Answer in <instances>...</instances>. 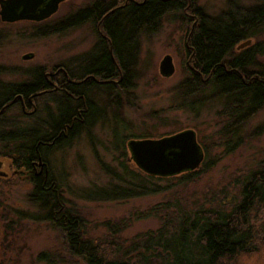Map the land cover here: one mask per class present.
<instances>
[{
  "label": "trees",
  "instance_id": "obj_1",
  "mask_svg": "<svg viewBox=\"0 0 264 264\" xmlns=\"http://www.w3.org/2000/svg\"><path fill=\"white\" fill-rule=\"evenodd\" d=\"M255 2L248 7L230 1L225 11L211 15L199 0H91L58 21L55 30L34 31L44 37L90 24L96 34L89 51L63 66L70 79L59 84L63 93L41 95L50 88L42 68L26 71L28 79L22 83H0V156L9 158L19 173H27L32 185L28 200L37 210L34 219L59 232L70 258L84 264H264V215L257 217L264 212V161L240 181L236 193H213L195 200L184 194L198 179V171L160 178L136 170L134 164L131 169L125 161L121 172L104 165L114 183L100 189V200L170 193L168 202L146 213L157 218L160 227L128 247L115 238L89 237L85 220L68 208L46 169L48 153L70 144L97 123L98 96L106 95L118 106L122 94L133 89L142 40L157 35L168 17L178 19L186 30V76L176 88L175 103L194 114L216 107L222 119L219 143L226 152L236 150L248 123L264 109V62L260 61L264 58V0ZM248 40L254 43L238 50ZM43 97L54 106L52 111L44 109L43 121L24 127L9 123L6 114L13 108L27 117L21 100L42 101L46 106ZM108 109L105 103L103 110ZM263 130L264 125L254 134ZM40 162L45 167L41 174L34 171ZM207 165L203 162L202 167ZM11 228L8 223L7 229ZM120 228L121 224H115L111 230L119 233ZM38 259L47 264L67 262L49 252Z\"/></svg>",
  "mask_w": 264,
  "mask_h": 264
},
{
  "label": "rangeland",
  "instance_id": "obj_2",
  "mask_svg": "<svg viewBox=\"0 0 264 264\" xmlns=\"http://www.w3.org/2000/svg\"><path fill=\"white\" fill-rule=\"evenodd\" d=\"M90 1L69 0L60 6L54 18L66 16ZM230 1L248 7L256 4L255 0H199V5L209 14L219 15ZM34 34L28 22L5 24L0 20V69L7 71H0V83H22L28 79L26 71L34 68L51 72L55 67H63L72 57L89 51L96 41L90 24L63 34L44 37ZM185 34L178 19L166 18L157 35L142 40L137 79L133 89L119 98V105L109 101L106 95L98 96L101 106L97 123L83 130L70 144L46 155L49 173L61 188L68 208L85 220L89 237L115 238L128 247L138 237L160 227V221L146 213L168 202L169 192L100 200L103 197L100 189L114 183L104 165L121 172V163L125 161L133 169L128 148L131 135L159 140L188 129L196 132L201 146L206 148L204 162L208 165L200 167L198 179L188 186L184 194L188 200V195L195 200L213 193H236L240 181L264 161V130L254 134L264 125V109L244 129L242 145L233 152H226L217 136L222 119L216 107H208L197 114L178 108L176 88L186 76ZM261 40L264 41V33ZM27 54H33L34 58L23 60ZM167 55L173 58L175 65V73L169 78L160 73V63ZM260 61L264 62V58ZM42 99L48 105L40 101L36 115L22 117L17 107L6 114L7 120L20 127L43 121L47 116L44 109L52 111L54 106L49 98ZM105 103L109 108L106 111L103 110ZM0 161L7 174L0 177V264H47L38 259L45 252L67 259L57 264H84L79 258L69 257L57 230L34 219L37 210L28 200L32 185L27 173H19L9 158L0 156ZM263 215V210L257 213L259 219ZM8 223L11 229H7ZM115 224H121V232L111 230Z\"/></svg>",
  "mask_w": 264,
  "mask_h": 264
},
{
  "label": "water",
  "instance_id": "obj_3",
  "mask_svg": "<svg viewBox=\"0 0 264 264\" xmlns=\"http://www.w3.org/2000/svg\"><path fill=\"white\" fill-rule=\"evenodd\" d=\"M65 1L68 0H0V17L7 23L20 20L42 21L57 13L60 4ZM251 43V40L243 42L238 46V50L250 46ZM33 58V54L23 56V60ZM160 73L165 78L174 75L175 65L170 55L161 61ZM2 112L3 110L0 114ZM128 148L130 160L139 170L160 178L198 171L205 159L204 149L198 142L196 132L191 129L159 140H130ZM40 164L44 166V163ZM0 176H5V173L0 171Z\"/></svg>",
  "mask_w": 264,
  "mask_h": 264
},
{
  "label": "flooded vegetation",
  "instance_id": "obj_4",
  "mask_svg": "<svg viewBox=\"0 0 264 264\" xmlns=\"http://www.w3.org/2000/svg\"><path fill=\"white\" fill-rule=\"evenodd\" d=\"M65 2H67V1H65ZM65 2H63V3H65ZM63 3H61L60 6ZM60 6H59V9H60ZM0 10H1V5H0ZM57 13H55L51 17H49V18H47L45 20H42V21L20 20V21L13 22V23H7V22H3L1 20V17H0V20H1L2 23H5V24H15V23H19V22H28V23L32 24L33 32L34 31H39V32L40 31H44L45 32L46 29L55 30V26L57 25L58 21H60L63 18H65V16L54 18V16ZM34 69H36V68H34ZM43 74H44V79H45L46 83L50 86V88L47 89L46 91L42 92L41 95H47V94H51L53 92H55V93L56 92L63 93L64 90L59 87V84L63 83L65 80H67V82L70 81L69 76H68V74L66 72V69L64 67H62V66L61 67H55L53 69V71H51V72H46L43 69ZM20 103H21L20 106L22 107V111H23V113L25 115L33 116V115H36V113L38 112V106H37L38 104L34 100L32 101V100L29 99L27 102H25L24 100L23 101L21 100ZM31 110L32 111L34 110V112L31 113ZM3 167H4V163H2V167L0 168V171L5 173V171H3ZM44 168H45L44 166H41L40 164H36L34 166V171H36L37 173L41 174L43 172ZM46 169H48V167ZM48 171H49V169L47 170V172ZM6 176H7V174L5 173V176H0V177H6Z\"/></svg>",
  "mask_w": 264,
  "mask_h": 264
}]
</instances>
